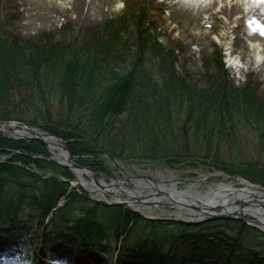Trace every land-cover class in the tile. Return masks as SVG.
<instances>
[{
    "label": "trees",
    "instance_id": "trees-1",
    "mask_svg": "<svg viewBox=\"0 0 264 264\" xmlns=\"http://www.w3.org/2000/svg\"><path fill=\"white\" fill-rule=\"evenodd\" d=\"M122 33L121 29L115 39L109 38L103 57L90 52L89 56H83L84 60L65 47L55 45L42 51L23 46L0 31V121L33 124L61 136L68 142L73 156H98V159H89L91 165L84 164L90 168L104 164L99 159L103 155L122 161L158 162L169 167L177 162L193 161L223 170L232 166L237 172L233 174L246 176L250 181L256 177L261 184L264 181V109L234 90L238 105L220 103L215 100L212 86L197 93L174 75L167 76L160 66L152 65L154 56L167 48L152 25H136L131 38ZM19 89L35 95V101L38 98L36 109H41L35 113L41 119L31 120L28 114L20 112L7 113L12 92ZM55 107L59 110L57 121L53 118ZM247 128L252 129L259 142L260 160L245 162L239 153H232L233 160H225L220 145L227 142L228 149L234 151L232 138ZM27 143V148L15 143L13 149L20 148L28 156L44 154L42 143ZM6 147L5 139L0 137V149ZM22 160L26 163L22 164ZM36 161L16 156L0 163L1 222H11L24 203L29 202L27 205L39 212L43 223L66 194L67 188L62 182L57 187L51 184L59 190L54 196L47 190L49 183L26 170L27 164ZM18 163L22 166L14 165ZM86 196H72L75 202H68L51 218L53 228L61 233L69 231V243L83 238V246L91 248L107 237V227L112 226L118 237L121 226L123 231L133 223L136 228L133 232L137 231L134 235L141 233L152 244L150 252L142 253L141 259L145 264H157L159 243L175 252L177 244L194 237L190 233L197 231L191 230L192 225L181 224L184 228L179 234L177 230H169L171 224L149 222L139 213L94 203ZM76 208L79 213L72 214ZM208 225L206 228L212 226ZM226 227L238 233L248 230L244 231L245 235L251 234L256 247L264 253V235L246 224L234 222ZM97 231L105 235H95ZM163 239L169 242L164 243ZM230 248V255L241 249L235 243ZM248 256L255 257L252 264L259 258ZM173 257L172 263L181 261L176 254Z\"/></svg>",
    "mask_w": 264,
    "mask_h": 264
},
{
    "label": "rangeland",
    "instance_id": "rangeland-1",
    "mask_svg": "<svg viewBox=\"0 0 264 264\" xmlns=\"http://www.w3.org/2000/svg\"><path fill=\"white\" fill-rule=\"evenodd\" d=\"M246 1L243 0L244 3ZM34 2L37 5L36 8L27 9V11L22 8V12H17L8 4V0H0V26H2L0 31L6 38L26 47L33 46L38 50H48L56 45L59 48L65 47L75 51L79 58L84 55L89 56L90 52L103 57L104 45L111 36L112 39H115L122 29V32L131 38L136 25L140 27L149 24L157 30L160 38L167 45V48H162L161 52L154 56L151 61L152 65L160 66L161 71L167 76L174 75L175 78L182 80L192 91H197V93L204 92L212 86L211 90H215L216 94L215 100L220 103L231 106L238 105L237 98H234V90L264 109V79L258 78L250 72L251 69L259 71L261 65L264 69V32L256 20H252L246 26L256 36H259L256 40H247L243 36L238 23L242 14H237L234 22L228 24V28H220L212 35V45L203 46L199 38L196 39L195 36H199L202 32L201 29H198V25L201 24L205 30L208 28L206 26L208 21L203 19L201 23L194 22L187 27L186 21L171 20L175 8L173 0H157L159 3H165L162 10H156L151 0H113L110 7L106 6L100 15L95 16L87 24L78 22L76 16L69 12L64 14L63 11L61 12V9H70L69 0H34ZM235 2L236 0L233 1V3ZM245 6L249 7V4L246 3ZM220 10L219 5L217 12ZM209 25L217 26L213 20L209 21ZM82 59L85 60L84 57ZM11 96V103L7 109L8 114L20 112L28 114L31 120L41 119L35 113L36 111L40 112L41 109H36L38 98L35 101V95L31 96L28 91L19 89L13 91ZM42 113L45 114L44 111ZM58 113L59 110L55 107L53 109L54 121H57ZM22 124L35 131L59 137L66 143L68 149V142L61 136L33 124ZM0 137L5 139L7 145L6 148L0 149V163L9 161L16 156L30 157L37 160V164L30 162L27 164L26 170L37 175L40 180L49 183V188L47 186L46 188L52 195L58 194L59 190L51 184L57 187L56 184L62 182L67 188L66 194L43 223L40 222L39 212L27 205L29 202L24 203L17 217H13L11 222L0 221V264H82L83 262L85 264H145L141 259L142 253L148 254L152 249V244L147 236H143L139 232L134 235L137 231L133 232L136 229L133 223H129L123 231V226H121L118 237L112 230V226L107 227V237L100 239L99 236L98 239L101 242L95 243V246L91 248L82 246L83 238H75L74 242L69 243V239H67L69 231L61 233L60 230L53 228L50 222L59 209L65 208L70 202H75L72 196L77 195L83 198V194H85L83 185L78 182L75 176V169L52 160L49 156L50 152L44 144H42L44 146L43 155L28 156L20 148L13 149V146L15 143H20L23 148H27V142L36 141L15 140L7 138V135L1 133ZM232 141L235 147L232 152L228 149L227 142L220 145L225 160H230L233 157L232 153H239L245 162L253 163L260 160V145L251 128L234 135ZM69 153L71 154L70 151ZM97 157L94 155L73 156L71 154V159L76 165L91 169L96 174L97 182L103 181L108 186L114 182H121L126 190L138 191L142 197L154 199L145 205L135 204L131 207L133 211L140 213L149 222L171 224L168 226L169 230H177L179 234H182L180 231L184 228L181 224L192 225L191 230H197L190 233L194 237H187L188 239L177 244L175 252H171L172 249L171 247L169 249L168 245L158 242L160 253L157 264H180L179 262L181 264H252L255 257L248 255L259 257L255 264H264V253L256 247L252 235L244 233L248 230L238 233L234 229H225V227L226 224L235 222L246 224L248 228H252L262 235H264V230L254 228L238 219H210L196 224H188V222H183L186 220L176 217L177 206L171 201L164 199L163 203L159 202L158 199L163 198L161 195L155 196L156 192L149 188L140 189L130 180L132 178H140L137 180L143 181L150 179L158 184L172 181L178 184L179 190L203 181L199 188L200 192H206L210 186L216 183L227 181L234 183L237 180H243L264 189V181H261L260 184L256 177H251L250 181L246 176L233 174L232 172H237L232 166L223 170V168H211V166L193 161H181L169 167L158 162L116 159L110 161V159L101 157L99 159H103L104 164L101 162L93 168L84 165H91L89 159H98ZM24 160L21 161L22 164L26 163ZM22 164L14 165L22 166ZM84 179L89 185H96L93 184V177L85 176ZM87 194L86 197L90 201L102 205V202L98 201L100 200L99 194ZM16 201L14 200V202ZM72 207L74 208L75 205L73 204ZM75 212L79 213L77 208L72 209V214ZM208 224L212 226L206 228L209 226ZM96 234L105 235L102 231H97ZM162 242L165 243L166 240L163 239ZM167 242H169L168 239ZM233 243L236 247L239 245L241 249H236L237 251L230 255V245ZM168 244L170 246L171 243ZM174 254L181 261L175 260L176 263H172Z\"/></svg>",
    "mask_w": 264,
    "mask_h": 264
},
{
    "label": "bare ground",
    "instance_id": "bare-ground-1",
    "mask_svg": "<svg viewBox=\"0 0 264 264\" xmlns=\"http://www.w3.org/2000/svg\"><path fill=\"white\" fill-rule=\"evenodd\" d=\"M173 1L175 3V8L171 15V20L177 21L180 19L186 21L187 27L191 26L194 22L201 23L203 19L208 21L206 24L208 28L205 30L202 28L203 26L201 24L198 25V29H201L202 32L199 36H195L196 39L197 37L199 38L203 46L207 44L212 45V35L220 28H228V24L234 22L233 20L237 14H242L238 23L243 36L247 40H256L259 38V36H256L253 31L246 27L247 23L252 20H256L264 32V0H247L246 3L249 4V7L245 6L246 3H244L243 0H236L235 3H233L234 0ZM112 2L113 0H69L68 4L70 9H61V12L63 11V14L69 12L76 16L78 22L87 24L91 22L95 16L100 15L106 6L110 7ZM151 3L156 10L164 9L165 3H159L157 0H151ZM8 4L17 12H22V8L27 11V9H34L37 7L34 0H8ZM219 5L221 10L217 12V7H219ZM212 20L216 22V27L209 25V21ZM250 72L254 73L258 78L264 79V69L262 65L259 71L251 69ZM0 129L1 133L8 136L19 135L20 137H32L30 131L26 129H18L15 131L16 134L10 133V130L13 129V127L10 126L1 127ZM28 129L30 128L28 127ZM43 138L53 159L61 164L71 165L72 159L65 152L60 140L50 137ZM74 173L78 182L83 185L84 189L92 192L94 195L99 194L98 198L102 200L116 201L126 200V198L127 200H134V197L137 198V196H141V193L138 191L126 190L121 182H114V184L108 186L103 181H99L97 185L93 180V184L97 186L89 185L84 179L85 176L92 177L89 172L83 169H75ZM130 181L134 182L140 189L149 188L156 192L155 196L157 197L160 194L163 197L158 199L161 203H163L164 199L171 201L172 204L177 206L175 209L176 217L182 220L200 223L208 219L211 215H225L228 216V218L229 216L240 218L244 215H249L254 220L252 221L254 226L258 227L260 230H264V191L258 187L251 186L243 180H237L234 183L228 181L216 183L210 186L206 192L199 191L203 181L191 184L183 190H179L178 184L172 181L161 184L147 181V179V182L143 180ZM99 185L102 186L104 190H107L108 193H104ZM98 191H100V193ZM110 195L112 197H109ZM251 198L254 200H250ZM127 202L133 206V201ZM243 202H249L251 204H245L243 206L244 208L235 207L239 205L237 203L242 204ZM231 204L233 205L231 206ZM82 264L85 263L83 262Z\"/></svg>",
    "mask_w": 264,
    "mask_h": 264
},
{
    "label": "water",
    "instance_id": "water-1",
    "mask_svg": "<svg viewBox=\"0 0 264 264\" xmlns=\"http://www.w3.org/2000/svg\"><path fill=\"white\" fill-rule=\"evenodd\" d=\"M5 126H10V127H13V129H15V130H10V133H12V134H16L15 133V131H17L18 129L19 130H28V131H30V135L32 136L31 138L30 137H20L19 135H17V136H14V135H12V136H8L7 135V138H11V139H15V140H35V141H39V142H41L42 144H44L46 147H47V144H46V142H45V140H44V138L43 137H50V138H56V139H58V140H60V142H61V144H62V146H63V148H64V150H65V152L71 157V154L69 153V151H68V149H67V147H66V143L64 142V141H62L59 137H56V136H54V135H51V134H47V133H42V132H37V131H35V130H32V129H28V127L27 126H25V125H23V124H21V123H2V122H0V128L1 127H5ZM1 130V129H0ZM0 133H1V131H0ZM1 134H3V133H1ZM5 135V134H4ZM48 148V147H47ZM50 154V153H49ZM50 156V158L52 159V160H54L55 162H57L55 159H53L52 158V156H51V154L49 155ZM111 160H114V159H112V158H110ZM59 163V162H58ZM65 166H67V165H65ZM68 167H70V168H72V169H83V170H86L87 172H89L90 173V175L93 177V179H94V181L96 182V184L98 185L99 183L97 182V178H96V174L91 170V169H86V168H84V167H82V166H80V165H76L75 163H74V161H72L71 160V165H69ZM142 179V178H141ZM147 181H152V180H150V179H147ZM100 186V185H99ZM100 188H101V190L102 191H104V193H108L107 192V190H104L103 189V187L102 186H100ZM87 193H89V194H92V192H90V191H88V190H85ZM160 195V194H159ZM158 195V196H159ZM109 197H112L111 195L109 196ZM132 199V198H131ZM151 200H154V199H147V198H145V197H141V196H137V198L136 197H134V200H131V201H133V203H134V205L136 204H142V205H145V204H147V203H150V202H152ZM250 200H254V199H250ZM99 201H105L106 203H108L109 205H129L128 204V202L127 201H112V200H102V199H100ZM154 202V201H153ZM236 202H238V201H236ZM237 204H239V205H237L239 208H244L243 206L246 204H251V203H249V202H243L242 204H240V203H237ZM233 205V204H232ZM246 216V217H245ZM243 217V218H242ZM242 217H240V218H234V217H231V216H229V218H228V216H225V215H221V216H216V215H211L208 219H206V220H210V219H238V220H240V221H242V222H245V223H247V224H249V225H251L252 227H254V228H257V229H259L258 227H255L254 226V223L252 222V221H254L252 218H251V216H249V215H244V216H242ZM251 218V219H250ZM206 220H204V221H206ZM260 230V229H259Z\"/></svg>",
    "mask_w": 264,
    "mask_h": 264
}]
</instances>
